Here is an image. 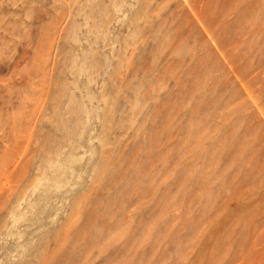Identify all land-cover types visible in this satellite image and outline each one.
<instances>
[{"label": "rangeland", "instance_id": "1", "mask_svg": "<svg viewBox=\"0 0 264 264\" xmlns=\"http://www.w3.org/2000/svg\"><path fill=\"white\" fill-rule=\"evenodd\" d=\"M0 264H264V0H0Z\"/></svg>", "mask_w": 264, "mask_h": 264}]
</instances>
